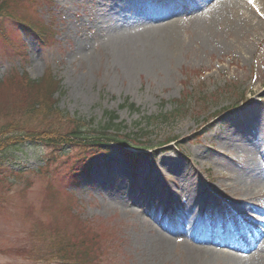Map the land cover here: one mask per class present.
<instances>
[{"label": "rangeland", "instance_id": "rangeland-1", "mask_svg": "<svg viewBox=\"0 0 264 264\" xmlns=\"http://www.w3.org/2000/svg\"><path fill=\"white\" fill-rule=\"evenodd\" d=\"M52 1L50 11L42 5V0H37L38 6L34 8L42 12L44 21L49 17L55 19L57 43L50 48L45 47L19 28V32L12 34L11 44H5L3 49L0 42V81L6 79L13 70L27 74L35 81L47 73L54 75L62 85L54 97L58 99L62 113L57 118L65 122L64 129L72 127L68 121L81 119L86 125L89 123L101 127L100 130L107 131V135L125 138L145 127L148 118L158 116L161 112H171L176 100H182L184 95L190 93L193 95L189 99L193 112L191 117L162 126L153 125L149 135L138 133L139 141L155 146L152 150H132L127 157L124 148L111 145L108 156L99 155L92 159L90 174L82 176V183L74 193L84 204L79 212L85 230L91 229L90 224L94 221L104 225L102 239L97 243L107 248L106 255H103L106 258L96 260L93 264H234L232 257L236 255L232 251L222 249L219 250L221 253L214 254L208 245L202 246L200 254L192 253L189 256L180 243L164 251L157 250L151 244L156 237L146 228L159 229V226L152 219L150 210L134 203L136 199L133 200L130 193L132 190L146 189L152 199H160L161 192L157 189L156 181H148L149 176L159 175L165 186L170 187L179 182L180 189H170L175 194V200L181 198L187 201L190 191L187 183L184 185L182 182L180 174L192 170L203 177V185L212 190L215 199L223 201L229 197L232 205H236L241 200L239 195H251L256 189V182L264 179L262 176L256 181L250 170H247L240 181L238 179L235 182V189L227 195L224 192L226 190L219 186L224 184L228 168L226 162L223 165L216 154L218 150L224 152L219 143L234 151L236 156L239 152H258L264 147V122L256 118L264 113V7L261 6V0H242L245 3L243 7L249 9V14L256 18L255 26L258 28L255 31L252 27H245L236 33L224 22L215 20L211 10L204 13L217 0H211L209 5L200 10L189 8L170 17L167 22L175 23L178 20L177 24L182 26L175 59L169 61L170 65L154 66L147 72H133L131 78L125 76L126 72L112 55L109 43L104 41L106 36L108 38L111 35L114 26L131 25L129 19L111 23L103 18L105 10L111 14L120 13L121 9L116 5L122 0ZM32 2L0 0V4L3 3L0 25L7 29L18 28V25L12 26L7 17L9 14L21 15L24 17L21 19L35 23L33 17L36 13L34 10L29 11L33 8ZM201 16L208 20L204 21ZM211 26L210 31L206 30ZM90 31L103 41L93 44L92 51L82 57L73 50L82 37L90 35ZM23 41L27 45V53L24 56L12 55L11 49L23 46ZM243 93L248 96L247 103L240 106L245 110L244 117L240 116L242 118L233 119L227 124V120L239 111L226 114L211 127H206L201 139L188 141L193 139L195 132L209 125L211 113L222 112V108L237 101L239 104ZM204 97L210 103H207V107L202 103L201 108H196L199 103L195 99L201 102L199 98ZM11 101L10 91L0 93V108L9 106ZM126 102L135 105L136 110L123 107ZM195 109L199 111L194 112ZM108 113L117 115L118 121L112 124ZM241 122L251 124V129L247 130L250 133L248 140L241 139L242 134L232 129ZM226 126L229 129L226 130ZM173 136L181 143V152L175 149L176 142L161 147L163 141ZM249 140L254 143L247 142ZM31 145L27 143L19 149L0 154V179H7V182H0V264L54 262L39 254L32 227L36 216L44 220L49 218L48 205L52 207L49 195L56 191L55 181L59 172H64L71 162L67 161L66 156L46 168L45 163L51 151ZM210 145L214 151L207 150L206 147ZM194 184L198 187L202 185L199 180ZM190 188L192 204H202L198 195L193 196L191 183ZM200 190L199 194L207 201L209 194L204 188V192ZM258 202L261 200L256 199L255 204ZM251 217L257 215L253 213ZM261 221L263 225H258L255 219L250 220V224L264 230V217H261ZM180 239L179 236L171 238L175 243ZM263 240L264 237L260 243ZM97 253L100 254V251Z\"/></svg>", "mask_w": 264, "mask_h": 264}, {"label": "trees", "instance_id": "trees-1", "mask_svg": "<svg viewBox=\"0 0 264 264\" xmlns=\"http://www.w3.org/2000/svg\"><path fill=\"white\" fill-rule=\"evenodd\" d=\"M2 4H0L1 9ZM50 26V24L36 26L30 23V30L35 35L42 36L43 41L49 44L53 36ZM12 34H15L14 28L7 29L0 25L1 43L10 41ZM45 75L35 81L27 74L13 70L6 79L0 81V93L10 91L12 99L9 106L0 108V154L19 149L29 143L51 151L46 160V168L62 157L67 156V161H72L68 172H59L55 181L56 191L49 195L52 205V207L48 205L49 218L44 220L36 216L32 227L35 231L32 234L38 244L39 254L42 258L46 257L48 261L53 260V264H93L106 255L107 248L97 243L102 237L101 230L104 225L94 221L90 224L91 229L85 230L86 227L83 225L82 215L79 212L84 204L73 191L81 183L80 176L89 172L92 165L89 158L109 152L112 144L122 147L145 145L138 142V133L148 135L153 125L162 126L164 123L176 122L190 114L191 94L184 95L182 100H176L175 108L171 112H162L158 116L148 118L145 127L140 128V123V130L137 133H131L124 136L125 138H116L107 135V131L100 130L101 127H94L89 123L90 126L86 125L81 119L68 121L72 127L64 129L65 122L57 118L62 116V113L58 107V99L54 97L62 89L61 81L52 74ZM195 101L199 103L198 107L202 103L205 105L209 102L205 97L200 98L201 102L198 99ZM123 107H129L132 111L136 110L135 105L127 104V102ZM108 116L112 124L118 120L114 114L108 113ZM115 127L118 126L115 125ZM2 181L7 182V179H0V182ZM64 229L71 231L66 232ZM98 251L100 254L97 253Z\"/></svg>", "mask_w": 264, "mask_h": 264}, {"label": "bare ground", "instance_id": "bare-ground-1", "mask_svg": "<svg viewBox=\"0 0 264 264\" xmlns=\"http://www.w3.org/2000/svg\"><path fill=\"white\" fill-rule=\"evenodd\" d=\"M163 1L164 0H152L153 10L151 12L143 11L141 14L137 13L136 15L142 16L139 17L135 15L134 18H130L129 23H131V25H127L125 27L118 25L114 26L111 28L113 30L111 35H109L108 38L107 36L105 37L104 41L105 43H109V46L113 51L112 55L120 62V66L123 71L126 72L125 76H128L129 78L132 77L133 72H138L139 70L147 72L154 66L155 68H159L165 64L170 65L171 62L169 63V61L175 59L176 45L178 48L180 38L179 34L182 26L179 23V25L177 24L178 20H175V23L174 21L167 22V20L170 17L177 16L180 12H185L189 8H192V10H200L209 5L211 0H170L171 2L169 4H166ZM243 3L244 1L242 0H217L204 13L211 10V13L214 14L215 20L219 19V23L224 22L229 29H234L236 33H240V31L245 27H252L255 31L258 28V26H255L256 18H253L252 15H250L251 12L249 9L247 10L243 7ZM122 6H127L128 8H126L128 11L134 9L133 5L128 3L125 4V2L118 4V7ZM261 6L264 7V0H261ZM226 9H229L226 13H228L227 15H230V17L223 12ZM201 18L204 21L208 20L203 16H201ZM211 28L212 26L209 28L207 27L206 30L210 31ZM223 30L228 31L227 29ZM246 30H248V28ZM94 34L95 33L90 31V35L86 34L85 37H82L73 52H76L82 57L90 53V51L94 48L93 44L103 41L102 38L97 39ZM256 118L257 120L264 122V113L263 115H257ZM244 129L241 139L248 140L250 133ZM230 157L232 156L230 155ZM259 160L260 159H257L255 156H250L249 158L251 173L255 179H259L262 175H264V164L260 163ZM180 178H182L184 185L185 182L187 183L190 191V197L185 204L180 202V200H178V203L184 210L183 214H186L189 218L194 216L193 220L199 221L197 219L198 216L204 215L200 212L202 211L200 207L204 204L212 206L213 198L209 196L206 201L204 196L199 194L198 190L201 189L200 192H204V187L202 185L198 187L194 184L198 179H196L193 172L186 171V174H180ZM150 180L156 181L155 184L157 185V189L161 192L160 199H152L151 194L146 189L133 191L132 195L133 200L136 199L134 200V203H137L139 207L146 206L147 209L152 211V216L155 219L160 214L165 215L167 210L170 208L169 204L172 205L175 203V194L172 189L163 184L161 176H149L148 181ZM190 183L194 192L193 196L198 195L201 198L202 204H198L199 206L192 204ZM256 185L255 191L251 194L253 197H258L263 201L262 203L252 205V207L245 205L248 211L246 216H248V214H253V212L256 211L261 217H264V180L260 181ZM175 189H180L179 182L176 184ZM241 196L243 201L248 200L246 195L242 194ZM192 208L197 210L193 213ZM234 215L237 216L238 213L234 211ZM261 217L257 219L259 225H263L260 223ZM250 227L251 226L249 225H244L242 227L249 233V241L242 247L237 248L239 255L232 257V260L235 262L234 264H264V240L263 243H260L261 238L264 237V230L255 227H253L255 229L253 230V228ZM190 228L191 230H187L186 226H183L177 230V235H180L181 239L176 241V243L171 240V238L156 236L155 242L151 244L155 248L157 247V250L164 251L169 249L170 246L176 244L178 245V243H180L185 247L186 250L184 251L186 255L189 256V254L192 253L200 254L202 246L204 245H208L209 250L214 254L221 253L219 250H221L222 247L230 246L233 242L237 241L238 238L236 233H232V230H228L226 233L215 232L216 236H214L211 233V230L208 231L206 225L203 223H193ZM146 230L149 233L151 232L148 228H146ZM194 230H200L201 232L195 233ZM213 237L217 238V240L213 241Z\"/></svg>", "mask_w": 264, "mask_h": 264}, {"label": "snow or ice", "instance_id": "snow-or-ice-1", "mask_svg": "<svg viewBox=\"0 0 264 264\" xmlns=\"http://www.w3.org/2000/svg\"><path fill=\"white\" fill-rule=\"evenodd\" d=\"M250 2H251V0H250Z\"/></svg>", "mask_w": 264, "mask_h": 264}]
</instances>
